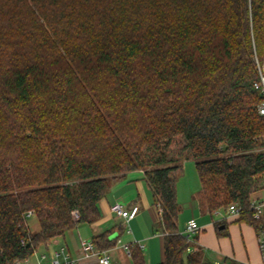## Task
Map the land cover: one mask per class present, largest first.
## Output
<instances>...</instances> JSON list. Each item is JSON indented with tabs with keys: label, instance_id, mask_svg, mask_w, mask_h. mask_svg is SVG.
Wrapping results in <instances>:
<instances>
[{
	"label": "trees",
	"instance_id": "1",
	"mask_svg": "<svg viewBox=\"0 0 264 264\" xmlns=\"http://www.w3.org/2000/svg\"><path fill=\"white\" fill-rule=\"evenodd\" d=\"M256 56L264 0H0V264L97 222L112 184L139 169L161 209L160 264H212L178 228L186 159L201 208L236 204L264 232L250 207L264 190ZM111 233L95 246L115 247Z\"/></svg>",
	"mask_w": 264,
	"mask_h": 264
},
{
	"label": "crops",
	"instance_id": "2",
	"mask_svg": "<svg viewBox=\"0 0 264 264\" xmlns=\"http://www.w3.org/2000/svg\"><path fill=\"white\" fill-rule=\"evenodd\" d=\"M177 182L178 202L182 207L179 231L183 232L188 221L194 218L200 228L194 245L201 248L208 259L215 258V264H227L229 260L245 264H264L258 234L252 226L240 222V216H228L226 209L209 213L197 201L201 184L196 193L192 190L187 193L183 189L181 192L179 180ZM252 200H264V190L253 194ZM116 202H122L128 207L137 205L140 212L134 219L125 221L111 210ZM99 211L101 217L97 222L78 225L64 237L41 245L35 254H51V251L55 252L65 246L80 264H99L96 256L83 254L82 243L93 242L98 234L112 230L110 238L116 239L117 243L108 250L111 264H134L131 254L125 249L126 246L134 244L142 249L146 264H160L164 261V234L158 226L161 214L154 202L152 189L146 181L145 170L129 172L124 179L114 182L109 193L100 201ZM219 223L224 224L222 226L226 227L228 236H218L216 225ZM32 257L35 264L36 255Z\"/></svg>",
	"mask_w": 264,
	"mask_h": 264
},
{
	"label": "built area",
	"instance_id": "3",
	"mask_svg": "<svg viewBox=\"0 0 264 264\" xmlns=\"http://www.w3.org/2000/svg\"><path fill=\"white\" fill-rule=\"evenodd\" d=\"M255 63L258 71V80L254 83V88L263 97V102L259 105L258 110L261 115H264V60L260 61L258 57H255ZM251 209L253 210V218L255 220L264 222V200H252L250 204ZM112 212L119 218H122L125 221H130L134 219L140 212V208L137 205L128 207L122 202H116L111 207ZM160 214H161V209ZM226 213L228 216H241V208L232 204L226 209ZM75 218L78 219V213H74ZM29 217H33L34 214L30 212L28 214ZM200 228L197 221L192 218L188 221L183 232H180L190 244H195L196 235L198 234ZM259 245L261 252L264 258V232L258 233ZM127 253L130 255V248L128 246L125 247ZM189 252H194L195 248L190 247ZM82 252L85 256L94 255L98 258L99 264H111V259L108 250H100L98 249L92 241H84L82 243ZM36 253V252H35ZM35 264H80L79 260L74 258L69 250L62 246L58 250L50 255L49 253H41L35 254ZM33 257L30 259H15L10 264H34Z\"/></svg>",
	"mask_w": 264,
	"mask_h": 264
},
{
	"label": "rangeland",
	"instance_id": "4",
	"mask_svg": "<svg viewBox=\"0 0 264 264\" xmlns=\"http://www.w3.org/2000/svg\"><path fill=\"white\" fill-rule=\"evenodd\" d=\"M258 59L260 61L264 60V58H258ZM180 163H181V167L183 170V171H181V173L178 177L179 188L181 189V192H182V189L184 190V192H187V193L190 190L195 192L196 190H198L200 188V184H201L200 178H199L198 173H197L196 168H195V161L193 159H186V160H181ZM29 225H30V228L33 232L38 231L39 225H38L37 220L34 217L29 219ZM52 252L53 251H51L50 255H52ZM210 254H211V252H210ZM209 256H212V255H209ZM209 260L212 264H215V262H214L215 258L212 257ZM220 264H225V263L221 262ZM227 264H229V262H227Z\"/></svg>",
	"mask_w": 264,
	"mask_h": 264
},
{
	"label": "water",
	"instance_id": "5",
	"mask_svg": "<svg viewBox=\"0 0 264 264\" xmlns=\"http://www.w3.org/2000/svg\"><path fill=\"white\" fill-rule=\"evenodd\" d=\"M224 228V226H221V229H223Z\"/></svg>",
	"mask_w": 264,
	"mask_h": 264
}]
</instances>
